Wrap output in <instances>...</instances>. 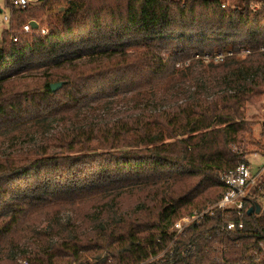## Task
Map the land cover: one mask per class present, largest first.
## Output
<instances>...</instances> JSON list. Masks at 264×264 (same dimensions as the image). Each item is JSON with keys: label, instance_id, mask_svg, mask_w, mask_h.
I'll use <instances>...</instances> for the list:
<instances>
[{"label": "trees", "instance_id": "16d2710c", "mask_svg": "<svg viewBox=\"0 0 264 264\" xmlns=\"http://www.w3.org/2000/svg\"><path fill=\"white\" fill-rule=\"evenodd\" d=\"M36 3L12 9L11 34L3 32L0 140L49 120L71 122L104 99L154 95L178 73L195 83L168 107L73 124L1 158L0 248L36 212L100 200L80 226L61 223L67 236L20 256L32 264H264V211L248 214L264 184L251 189L241 218L216 211L178 240L171 232L184 209L202 213L218 202L222 175L248 163L234 148L252 132L244 109L264 95V0ZM32 20L39 28L24 32ZM219 53L220 63L202 59ZM136 195L127 210L125 196ZM229 220L244 227L227 230ZM14 255L0 264H18Z\"/></svg>", "mask_w": 264, "mask_h": 264}, {"label": "rangeland", "instance_id": "374dc122", "mask_svg": "<svg viewBox=\"0 0 264 264\" xmlns=\"http://www.w3.org/2000/svg\"><path fill=\"white\" fill-rule=\"evenodd\" d=\"M12 0H0V18L4 16L11 17ZM38 0H30V4H37ZM227 6H235L241 0H222ZM9 30V24L0 22V46L3 38V32ZM10 33V31H8ZM11 34V33H10ZM195 81L185 72L178 73L167 85H161L154 91V95L149 94H129L119 96L112 100H101L94 103L89 109L81 111L77 118L71 122L49 120L46 123H40L28 127L26 130L13 136L4 137L0 140V159L16 158L22 148H31L48 142L51 135L64 130L73 124H91L99 122H109L122 117L136 115L144 110H150L159 107H168L175 101L183 98L189 90L194 88ZM245 118L253 123L252 132L244 136L241 146L234 149L239 151L247 162H249L252 173L257 174L264 167V95L260 100L253 104H248L244 109ZM257 154V156H256ZM264 184V176L259 178L257 185ZM137 195L125 196V208L131 210L136 204ZM261 211H264V198L258 200ZM97 201L78 202L75 205H66L62 209H45L32 214L19 228L17 236L10 242L7 248H0V258L15 254L18 258L21 253L27 254L35 250L47 247L50 243L61 239L67 234L63 233L61 223L67 221H76L79 226L83 221H87L86 215L95 211L98 206ZM260 211V213H261ZM91 228V224H87ZM105 255H103L104 257ZM154 261V260H153Z\"/></svg>", "mask_w": 264, "mask_h": 264}, {"label": "built area", "instance_id": "2783aa9c", "mask_svg": "<svg viewBox=\"0 0 264 264\" xmlns=\"http://www.w3.org/2000/svg\"><path fill=\"white\" fill-rule=\"evenodd\" d=\"M30 0H12L11 7L12 9H25L30 5ZM168 1V0H167ZM253 1V0H252ZM225 7V5H224ZM250 12H254L256 10V6L254 2L249 4ZM12 21V14L11 17L4 16L3 19L0 18V22L10 24ZM29 21L23 27L24 32H29L33 29L30 25ZM43 33H46L43 30ZM14 41L17 40L15 36L12 35ZM264 52V47L261 49ZM249 50H243L240 53L242 59H246L248 55H250ZM232 55V53H229ZM199 59L200 56H197ZM224 54H216L213 57L210 55H205L202 59L205 62H215L220 63L224 60ZM257 156V154H256ZM264 173V167L260 169L257 174L252 173L251 166L248 163L240 164L235 170L230 172L229 174L222 175L224 182L227 185V190L220 198L218 202L213 204L212 206L208 207L202 213H192L190 209H184L182 211L181 218L171 227V232L175 234V240H178L180 236L184 233V231L192 226L193 224L199 222L202 218L209 215L212 216L216 211H220L223 214L228 215L232 211L237 212L238 216L241 218L243 216L245 202L249 197L250 191L253 187H255L261 178L262 174ZM244 227V223L240 221H232L229 220L227 222V230H235L237 228L242 229ZM18 264H32L28 259L20 258L18 259Z\"/></svg>", "mask_w": 264, "mask_h": 264}, {"label": "water", "instance_id": "95a60500", "mask_svg": "<svg viewBox=\"0 0 264 264\" xmlns=\"http://www.w3.org/2000/svg\"><path fill=\"white\" fill-rule=\"evenodd\" d=\"M0 12H2V10L0 9ZM30 25L33 29H38L39 28V24L38 22L32 20L30 22ZM62 83H56V84H52L51 85V89L53 92H56L57 90H59L61 87H62ZM260 211H261V206L259 204H257V207H256V210L254 207H251L248 211V214H252L253 212H256L257 214H260Z\"/></svg>", "mask_w": 264, "mask_h": 264}]
</instances>
